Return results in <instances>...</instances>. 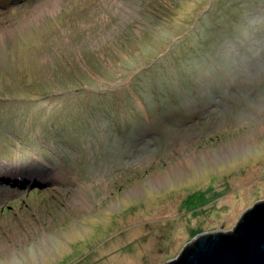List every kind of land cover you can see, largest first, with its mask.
Masks as SVG:
<instances>
[{"label":"rangeland","instance_id":"rangeland-1","mask_svg":"<svg viewBox=\"0 0 264 264\" xmlns=\"http://www.w3.org/2000/svg\"><path fill=\"white\" fill-rule=\"evenodd\" d=\"M263 65L264 0H0V264H165L231 231L264 201Z\"/></svg>","mask_w":264,"mask_h":264},{"label":"water","instance_id":"water-1","mask_svg":"<svg viewBox=\"0 0 264 264\" xmlns=\"http://www.w3.org/2000/svg\"><path fill=\"white\" fill-rule=\"evenodd\" d=\"M165 264H264V201L245 211L231 231L200 234Z\"/></svg>","mask_w":264,"mask_h":264},{"label":"trees","instance_id":"trees-1","mask_svg":"<svg viewBox=\"0 0 264 264\" xmlns=\"http://www.w3.org/2000/svg\"><path fill=\"white\" fill-rule=\"evenodd\" d=\"M152 35V33H149V34H147L145 37L147 38V39H149V37ZM261 71H262V73H263V75H264V65H263V67L261 68ZM256 74V73H255ZM23 91V90H22ZM25 91V90H24ZM27 91H29V90H27ZM27 91H25L26 92V94H27ZM39 91H41V90H39ZM244 91L245 90H243V88L240 90H238L236 93H235V95H241V94H243L244 93ZM217 97V96H216ZM241 100V99H240ZM239 99H227V100H225V101H221L220 102V109H217V108H215V109H213V111L215 110V111H218V112H221V113H223V114H227V113H233V114H238V112L240 111V109H239V107L238 108H236V104L237 103H240V105L242 106V103L244 104V102L243 101H240ZM2 103V102H1ZM238 109H239V111H238ZM194 119H195V117H193ZM146 127H144V126H142L141 124H139V123H134V124H129V125H127V126H122V127H120V129L119 130H116V132H117V137H115L116 138V144H120L121 145V147L122 146H124V145H128L129 144V141L130 142H132V141H134L135 142V140H136V138H135V136H138V134H141V130L143 129H145ZM145 130H147V129H145ZM158 130V128L157 129H155L154 131H155V133H156V131ZM160 131H161V129H160ZM163 131V130H162ZM161 131V132H162ZM160 132V134H158L159 135V139L157 138V139H155L156 141H158V143H160V141L164 138V140H162L161 141V143H164L165 142V138H166V136L165 137H161V135H162V133ZM145 132H143V134H144ZM149 135V132H146V135H144V136H148ZM136 143V142H135ZM135 143H132V144H135ZM140 145V144H139Z\"/></svg>","mask_w":264,"mask_h":264}]
</instances>
